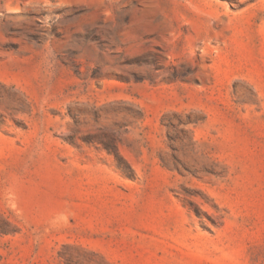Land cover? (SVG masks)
Returning <instances> with one entry per match:
<instances>
[{"label":"rangeland","instance_id":"374dc122","mask_svg":"<svg viewBox=\"0 0 264 264\" xmlns=\"http://www.w3.org/2000/svg\"><path fill=\"white\" fill-rule=\"evenodd\" d=\"M0 264H264V0H0Z\"/></svg>","mask_w":264,"mask_h":264}]
</instances>
